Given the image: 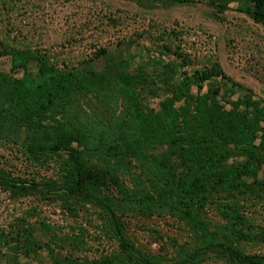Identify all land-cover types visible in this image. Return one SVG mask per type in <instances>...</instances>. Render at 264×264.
Masks as SVG:
<instances>
[{
	"label": "rangeland",
	"instance_id": "obj_1",
	"mask_svg": "<svg viewBox=\"0 0 264 264\" xmlns=\"http://www.w3.org/2000/svg\"><path fill=\"white\" fill-rule=\"evenodd\" d=\"M215 2L147 7L133 0H0V73L6 81L25 71L36 75L37 57L64 70L85 64L101 73L120 69L145 76L139 102L145 110L155 111L185 76L191 79L195 96L216 91L227 105L247 91L255 99L264 98V23L243 11L240 0H228L222 12ZM14 47L36 57L26 70L12 69L7 52ZM204 72L208 79H203ZM3 83L0 105L6 97ZM131 99L130 90L111 77L74 103L79 117L112 132L109 151L89 160L99 169H113L108 177L117 182L105 192L115 199H124L122 188L136 197L154 193L153 174L120 141L130 121ZM25 136L21 130L12 139L0 138V264H6L29 237L36 242L35 250L19 257L27 264H53L54 256L98 257L116 250L119 242L104 208L85 196L63 195L57 190L60 184L57 189L47 187L48 182L60 181L62 158L32 160L24 147ZM5 178L40 186L17 189L2 183ZM259 178L264 180V167ZM221 202L234 205L240 218L229 215ZM122 216L133 246L163 264L176 262L198 245L197 224L167 209L151 213L127 209ZM200 218L223 240L264 255V183L208 204ZM187 264L232 263L205 250Z\"/></svg>",
	"mask_w": 264,
	"mask_h": 264
},
{
	"label": "trees",
	"instance_id": "obj_2",
	"mask_svg": "<svg viewBox=\"0 0 264 264\" xmlns=\"http://www.w3.org/2000/svg\"><path fill=\"white\" fill-rule=\"evenodd\" d=\"M147 7L195 3L196 0H133ZM241 9L264 23V0H240ZM228 0H216L219 12L228 8ZM12 69H27L36 58L28 49L11 48ZM38 73L0 82L6 97L0 105V138L12 139L26 131L24 147L32 160L41 162L47 155L62 158L60 181L48 182L68 197L85 196L95 200L106 213L109 229L119 247L98 257L54 256L53 264H163L137 250L126 234L123 213L127 209L172 211L181 219L197 224V247L172 264L196 262L201 251L214 250L232 264H264V255L247 253L209 230L200 218L210 203H219L232 194L245 191L259 178L264 167V98L255 99L248 91L230 102H223L218 92L195 96L188 76L174 88L172 97L159 111L145 110L139 102L144 75L111 68L107 73L92 70L89 64L58 69L37 57ZM113 78L131 93L130 121L120 141L130 156L143 162L153 174L154 193L141 197L123 189L124 199L111 198L105 189L117 180L109 178L113 169L91 165L89 157L100 158L109 151L112 132L82 119L74 111L77 97L100 88ZM204 72L203 79H208ZM2 80V81H1ZM4 85V86H3ZM248 90V89H246ZM124 149V148H122ZM17 189L39 188L17 179L1 180ZM234 219L239 213L234 205L221 202ZM154 209V210H153ZM235 232H241L238 228ZM23 248L16 247L6 264H27L20 255L35 250V240L28 238Z\"/></svg>",
	"mask_w": 264,
	"mask_h": 264
}]
</instances>
